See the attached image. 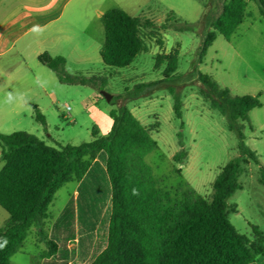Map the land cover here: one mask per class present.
I'll list each match as a JSON object with an SVG mask.
<instances>
[{
	"label": "trees",
	"instance_id": "1",
	"mask_svg": "<svg viewBox=\"0 0 264 264\" xmlns=\"http://www.w3.org/2000/svg\"><path fill=\"white\" fill-rule=\"evenodd\" d=\"M264 19V0H256ZM245 0H226L212 22L198 51V63L205 58L218 35L229 39L246 16ZM207 10H204L201 21ZM174 13L169 18H174ZM105 40L100 55L104 65L126 68L145 50L141 29L155 24L140 16L113 8L102 16ZM185 28L193 26L187 23ZM176 50L165 55L163 72L170 80L178 65ZM38 60L53 70L62 83L97 85V78L67 75L66 58L44 52ZM200 93L213 109L224 115L229 130L238 137V149L259 165L264 184V165L245 143L243 122L249 112L262 106L261 94L234 95L212 76L198 70ZM152 83L151 85L159 84ZM105 85L106 81L101 80ZM140 84L134 97L147 95ZM182 103L174 97V113L182 117ZM35 117L46 126L45 116L35 107ZM111 129L106 135L92 130L93 139L79 145H48L25 131L0 133V206L9 218L0 228V264L23 246L32 225L48 216L56 192L76 178L71 195L49 231V249L41 264H258L264 255V231L252 227L253 239L240 234L229 219L236 212L227 199L242 186L238 180L242 161H228L217 174L211 200L190 189L179 202L157 186L147 154L157 141L126 105L110 110ZM252 128V127H251ZM186 151L174 156L182 162Z\"/></svg>",
	"mask_w": 264,
	"mask_h": 264
},
{
	"label": "rangeland",
	"instance_id": "2",
	"mask_svg": "<svg viewBox=\"0 0 264 264\" xmlns=\"http://www.w3.org/2000/svg\"><path fill=\"white\" fill-rule=\"evenodd\" d=\"M225 1L70 0V4L89 5L84 10L87 17L85 15L83 23L91 50L84 57L67 58L65 71L67 75L86 79L94 76L97 85L62 83L53 70L35 57L0 58V71L11 66L10 74L0 72V133L25 131L58 148L79 145L93 139L92 130L96 127L102 128L99 133L105 135L104 130L112 120L110 110L126 105L157 141V148L146 155L145 161L153 171L158 188L170 192L174 202L181 201L190 189L211 200L212 184L221 168L228 161L241 158L242 172L238 180L242 188L227 199L230 206L236 207V212L230 211L229 219L240 234L253 239V226L264 231V184L259 165L240 155L236 133L229 130L226 117L201 95L198 72L191 70L195 65L234 95L261 94L262 106L249 112V122H243V132L246 145L264 165V82L260 80L264 79V56L247 48L241 38L248 23L256 18L262 19L260 32L264 31L258 2L245 0L244 24L229 39L218 35L203 61H197L199 48ZM113 8L155 24L142 27L146 48L126 68L108 67L100 55L105 30L96 15ZM204 10L207 13L201 21ZM68 11L72 16L67 17H74L79 10L73 12L68 8ZM172 13L174 18H169ZM184 23L193 27L183 30ZM174 50L178 53L177 69L170 80L163 81L167 66L165 55ZM101 80L106 84H101ZM159 81L163 82L151 85ZM140 84L149 85L144 88L149 93L134 97L132 92ZM101 91L111 95L110 101ZM175 96L182 103L181 118L174 113ZM35 107L45 116L46 126L36 119ZM181 149L186 151V157L176 162L173 156ZM2 166L0 157V168ZM77 186L78 180L74 178L56 192L48 216L31 226L22 248L11 257V264H41L49 249L52 223ZM8 218V212L0 206V228ZM260 258L259 263L264 264V255Z\"/></svg>",
	"mask_w": 264,
	"mask_h": 264
},
{
	"label": "crops",
	"instance_id": "3",
	"mask_svg": "<svg viewBox=\"0 0 264 264\" xmlns=\"http://www.w3.org/2000/svg\"><path fill=\"white\" fill-rule=\"evenodd\" d=\"M88 6L82 2L70 4V0H0V58L35 57L38 60V56L44 52L66 59L74 55L81 57L88 55L91 43L89 37H85V22L83 23L86 15L84 10ZM68 8L73 12L79 11L74 17H67L71 15L68 13ZM104 13L98 12L96 19L102 21ZM261 20L256 18L250 21L246 33L241 38L245 40L244 44L248 45L247 48L264 56V31L260 32L263 26ZM244 22L245 18L239 26ZM253 30L256 32L252 33ZM243 40H240V43ZM24 66L28 67L26 61ZM0 72L10 74L11 66ZM260 80L264 82L263 78ZM34 106L35 104L32 106L33 111ZM111 125L112 120L110 126L108 125L104 130L105 135L110 131ZM98 128L102 132V128ZM260 261L261 258L258 263Z\"/></svg>",
	"mask_w": 264,
	"mask_h": 264
},
{
	"label": "water",
	"instance_id": "4",
	"mask_svg": "<svg viewBox=\"0 0 264 264\" xmlns=\"http://www.w3.org/2000/svg\"><path fill=\"white\" fill-rule=\"evenodd\" d=\"M101 93L105 96V98L107 99V101H110L111 95L109 93H107L106 91H101Z\"/></svg>",
	"mask_w": 264,
	"mask_h": 264
},
{
	"label": "built area",
	"instance_id": "5",
	"mask_svg": "<svg viewBox=\"0 0 264 264\" xmlns=\"http://www.w3.org/2000/svg\"><path fill=\"white\" fill-rule=\"evenodd\" d=\"M67 109L69 110V109H70V107H69V106H67Z\"/></svg>",
	"mask_w": 264,
	"mask_h": 264
}]
</instances>
